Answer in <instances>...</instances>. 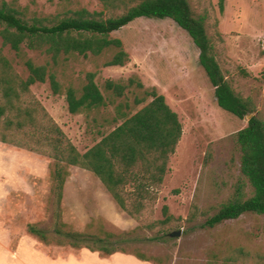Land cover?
I'll return each instance as SVG.
<instances>
[{"label":"rangeland","instance_id":"374dc122","mask_svg":"<svg viewBox=\"0 0 264 264\" xmlns=\"http://www.w3.org/2000/svg\"><path fill=\"white\" fill-rule=\"evenodd\" d=\"M6 1L16 2L28 22L47 25L81 9L103 12L104 19L123 13L104 10L99 0ZM189 1L196 15L206 17L217 61L233 90L252 100L264 118V0H224L223 12L221 0ZM110 38L121 40L129 55L123 67L106 66L115 49L99 56L71 54L53 59L24 45L16 54L3 46L1 37L0 49L23 79L28 76V60L56 75L61 94L53 93L48 80L31 91L82 153L125 121L119 118V105L128 118L152 101L146 91L156 89L163 95L177 113L183 133L153 208L139 221L129 217L97 177L72 167L64 186L62 221L82 232L92 219L101 218L107 230L126 232L163 222L165 206L171 219L153 231L140 229L137 241L126 247L128 254L102 257L86 249L47 246L27 229L32 224L50 229L54 224L51 160L0 142V264H264L263 216L246 214L213 229L203 227L232 197L241 179L235 136L247 126L248 118L240 120L218 107L214 88L199 64V50L172 20L140 18ZM88 73H96L108 105L71 114L65 92L73 87L80 94ZM131 78L143 88L130 87L121 98L105 88L107 80L125 84ZM136 99L145 102L136 105ZM177 231L182 235L171 238ZM240 249L248 255L240 256ZM137 253L148 261L138 260Z\"/></svg>","mask_w":264,"mask_h":264},{"label":"trees","instance_id":"16d2710c","mask_svg":"<svg viewBox=\"0 0 264 264\" xmlns=\"http://www.w3.org/2000/svg\"><path fill=\"white\" fill-rule=\"evenodd\" d=\"M99 2L108 12L123 13L104 19L103 12L81 9L70 17L47 25L41 21L28 22L16 2L0 0L3 46H9L19 54L24 45L53 59L71 54L99 56L106 50L115 49L117 52L106 66L123 67L129 62V55L121 40L110 38L112 33L140 18L172 20L188 34L199 50V64L214 88L218 107L240 120L252 115L247 126L235 136L241 153V179L236 182L232 197L203 227L213 229L246 214L264 217V118L252 100L236 94L223 74L208 35L206 17L196 15L189 0ZM220 3L223 12L224 0ZM25 66L28 76L23 79L0 49V142L51 160L50 193L54 224L50 229L29 225L28 233L47 246L86 249L102 257L128 254L126 247L137 241L136 234L140 229L153 231L159 224L170 221L168 208H163L166 217L163 222L140 225L132 231H109L101 218L92 219L84 231H75L62 221L64 186L69 170L76 167L92 173L117 206L139 221L157 202L170 157L175 154L181 140L183 128L177 113L156 89L148 90L145 94L152 98L148 105L128 118L119 105V118L125 121L82 153L31 91L35 84L48 80L53 93L61 94L62 86L56 75L47 66L36 65L31 60L26 61ZM95 79L96 73H88L80 94L73 87L67 88L65 96L71 114L89 113L108 105ZM133 86L143 88V84L134 78L125 84L111 80L105 84L106 90L118 98ZM144 102L135 100L136 105ZM194 219L195 216L192 217ZM238 254L243 257L246 253L240 249ZM135 257L148 261L139 253Z\"/></svg>","mask_w":264,"mask_h":264},{"label":"water","instance_id":"95a60500","mask_svg":"<svg viewBox=\"0 0 264 264\" xmlns=\"http://www.w3.org/2000/svg\"><path fill=\"white\" fill-rule=\"evenodd\" d=\"M252 117V115L248 116V120ZM182 235V231L173 232L170 234L171 238H179Z\"/></svg>","mask_w":264,"mask_h":264}]
</instances>
